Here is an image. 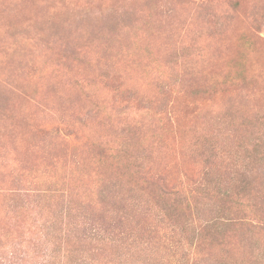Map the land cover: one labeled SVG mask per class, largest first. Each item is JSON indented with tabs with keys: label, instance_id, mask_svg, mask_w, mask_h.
<instances>
[{
	"label": "rangeland",
	"instance_id": "1",
	"mask_svg": "<svg viewBox=\"0 0 264 264\" xmlns=\"http://www.w3.org/2000/svg\"><path fill=\"white\" fill-rule=\"evenodd\" d=\"M145 170L211 174L175 214ZM201 225L264 264V0H0V264H187Z\"/></svg>",
	"mask_w": 264,
	"mask_h": 264
},
{
	"label": "trees",
	"instance_id": "2",
	"mask_svg": "<svg viewBox=\"0 0 264 264\" xmlns=\"http://www.w3.org/2000/svg\"><path fill=\"white\" fill-rule=\"evenodd\" d=\"M235 6H239L238 2L235 3ZM203 172L204 173L197 179V177L194 178L189 173H181L179 174V177L172 178L171 175L161 173L157 174L156 172L153 173L151 170H145L141 172V181L148 189H155L159 198L167 203H170V206L173 205L174 208L171 212L177 214L175 211L179 210L180 200L187 198V187H190L191 184L192 186L196 185V187H201L202 182L205 181V179L208 181V176L211 174L210 171L203 170ZM215 193H217V190H215ZM224 195L226 197L230 196V194ZM220 222L223 224L226 223V225L228 224L227 226L231 227L233 225L235 228L242 225L241 221L234 219L228 220V222L221 220ZM187 228V226H180L178 231H181L182 234L185 235L188 230ZM213 229H215V226L210 227L207 225H201L200 228L195 230L197 233L193 234V239H191V242H194V245L189 248H194V256H196V259L189 258L187 264H199L200 261H197L198 256H200V258L202 256L213 258V252L222 244L221 239L227 231L214 232ZM178 231L176 233H178ZM172 232H175V230H172ZM180 242H182V239Z\"/></svg>",
	"mask_w": 264,
	"mask_h": 264
}]
</instances>
